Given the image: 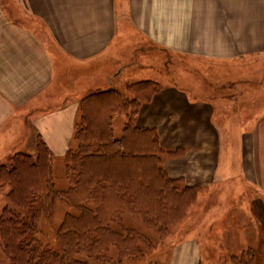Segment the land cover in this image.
<instances>
[{"label":"crops","instance_id":"0c3cea01","mask_svg":"<svg viewBox=\"0 0 264 264\" xmlns=\"http://www.w3.org/2000/svg\"><path fill=\"white\" fill-rule=\"evenodd\" d=\"M261 52L264 0H0V157L37 138L64 157L83 98L122 91L118 78L124 90L153 81L161 90L137 122L157 128L163 148L180 151L164 161L170 176L203 190L231 186L239 159V177L256 191L255 206L264 205V119L240 115L248 109L245 89L237 92L242 107L230 106L234 114L223 122L212 102L186 99L174 81H161L167 67L183 78L172 55L194 70L208 61L243 67ZM150 112H157L154 123ZM236 120L248 129L239 133ZM259 223L251 237L264 240V216Z\"/></svg>","mask_w":264,"mask_h":264},{"label":"trees","instance_id":"16d2710c","mask_svg":"<svg viewBox=\"0 0 264 264\" xmlns=\"http://www.w3.org/2000/svg\"><path fill=\"white\" fill-rule=\"evenodd\" d=\"M161 90L153 81L92 93L79 103L74 146L64 156L68 187L57 189L54 154L37 138L34 155L17 152L0 163V190H7L0 212V247L11 264H122L146 257L154 241L139 220L163 242L172 226L196 205L199 186L171 177L165 168L179 150H166L155 127L138 125L140 109ZM127 121L120 137L114 118ZM67 213L56 231V246L41 240L38 220L53 219L56 203ZM235 264H256L248 248Z\"/></svg>","mask_w":264,"mask_h":264},{"label":"rangeland","instance_id":"374dc122","mask_svg":"<svg viewBox=\"0 0 264 264\" xmlns=\"http://www.w3.org/2000/svg\"><path fill=\"white\" fill-rule=\"evenodd\" d=\"M213 63L203 62L199 67L197 64V69L190 70L182 59L172 55V65L182 69L180 74L183 78H173L175 73L167 67L169 72L161 81L162 83L174 81L172 86L180 87L188 92L190 98L186 96V99L193 101L191 98L199 94L200 97L198 95L197 97L212 102L211 108L218 109L217 119L223 122L227 120L229 113L234 114L230 111V106L232 108L242 107L241 103L239 105L236 102L237 92L245 89L247 105L243 107L248 109L240 111V115L242 117L244 114L247 115L246 118L251 121L264 119V54L258 53L243 67L228 68L215 63L214 66ZM240 73L248 74L241 78ZM138 78L146 79V75L138 76ZM244 79L246 82L241 84ZM229 82L232 84L228 85ZM114 83L124 91L123 78L114 80ZM198 89L200 91H197ZM154 113L157 112L149 113L153 123L156 121ZM126 121L124 114L115 116L114 135L116 137H120ZM235 124L239 133L248 129V127L237 124V120ZM168 134L172 142L178 138L172 130L168 131ZM37 140L35 139L32 144H23L20 146V151L34 155ZM73 146L72 138L69 148ZM7 159L3 154L0 157V163ZM53 166L55 186L57 189L65 190L68 183L64 179V157L55 156ZM238 172H240V161L236 159L235 176L231 180H238L232 182L231 186L225 183L213 189H202L196 205L192 207L183 221L172 226L163 242L156 239L152 229L136 220L134 226L154 241V247L146 257L139 260H125L122 264H235L232 256H240L248 248H253L256 252V264H264V245H262L264 240L251 237L259 230V217L264 216V205L255 206L257 204L256 191L248 188V184L242 181ZM6 192L7 190H0V212L8 205ZM55 207L53 219L41 217L38 220L41 240L50 247H55L57 244L56 231L64 216L67 213H73V208L64 202L58 201ZM192 246L196 248H191ZM184 250L186 253L183 258ZM0 264H11L2 250H0Z\"/></svg>","mask_w":264,"mask_h":264}]
</instances>
